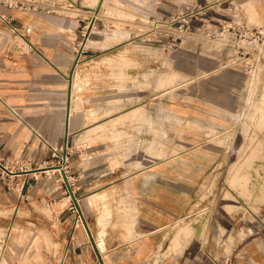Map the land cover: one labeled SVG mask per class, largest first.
Instances as JSON below:
<instances>
[{
	"label": "rangeland",
	"instance_id": "374dc122",
	"mask_svg": "<svg viewBox=\"0 0 264 264\" xmlns=\"http://www.w3.org/2000/svg\"><path fill=\"white\" fill-rule=\"evenodd\" d=\"M54 1L71 5L75 20L85 26L89 19L92 28L84 42L89 51L75 69H118L123 85L102 103L110 112L120 109V124L143 120L137 156L146 163L155 150L160 160L202 163L187 168L198 181L197 197L192 212L163 232L169 256L160 263L264 264V37L258 46L250 38L253 28L264 34V20L253 0L232 10L225 0ZM77 34L75 57L81 26ZM31 138L50 146L49 153L6 160L44 157L45 170L67 166L68 176L75 170V133L66 145L38 131ZM125 147L124 156L135 157ZM130 216L134 226L136 214Z\"/></svg>",
	"mask_w": 264,
	"mask_h": 264
},
{
	"label": "crops",
	"instance_id": "0c3cea01",
	"mask_svg": "<svg viewBox=\"0 0 264 264\" xmlns=\"http://www.w3.org/2000/svg\"><path fill=\"white\" fill-rule=\"evenodd\" d=\"M243 1L224 4L238 8ZM253 2L264 20V0ZM57 6L60 11L0 6L16 25L32 27L22 37L0 21V155L49 153L50 146L32 141L31 131L54 145H66L75 133L69 180L104 264H164L159 258L169 256L163 255L169 233L163 232L192 212L198 181L189 171L202 163L160 160L155 150L146 163L137 156L143 120L120 124V109L110 112L102 103L123 85L118 69H75L81 20L65 3ZM125 146L135 157L124 156ZM44 159L8 157L0 169V264H101L76 203L65 196L62 170H45ZM48 206H56L51 218Z\"/></svg>",
	"mask_w": 264,
	"mask_h": 264
},
{
	"label": "built area",
	"instance_id": "2783aa9c",
	"mask_svg": "<svg viewBox=\"0 0 264 264\" xmlns=\"http://www.w3.org/2000/svg\"><path fill=\"white\" fill-rule=\"evenodd\" d=\"M59 5V4H58ZM0 6H4L8 9H23V10H39L42 8L48 9L50 11H60V7L57 6V2H55L54 0H0ZM71 7V5H70ZM203 9L208 8V5H205L204 7H202ZM233 7H230L229 10H232ZM73 10V9H72ZM235 18H237L234 15ZM88 22L85 26L80 25L82 27V33H83V40L81 41V43L78 45L77 48V54L75 57V67H77L79 64L83 61L82 57H83V53L86 51H89V49L86 50V47L84 45L85 39H87V33L89 32V34L92 31V28L88 29V25H89V19H87ZM90 20H92L91 23H96V18L94 16H92L90 18ZM0 21L5 22L9 25L12 26L13 31L17 32L18 34H20L22 37L30 35V33L32 32V27L28 26V25H16L14 22L16 21L15 18L11 15H8L6 12H3L0 10ZM234 21L233 23L235 25H242L243 23L240 22L239 20L235 21L234 19L232 20ZM94 25L92 24V27ZM88 30V31H87ZM264 37V34L261 30L259 29H255L253 28L252 30H250V38H251V44L256 45V43H258L259 41H261V39ZM258 46V45H256ZM33 48V46L30 47V49ZM4 156L0 155V169H6V164L8 163L7 160ZM67 166H62L61 170L64 169L65 171L67 170ZM74 208H76L74 206Z\"/></svg>",
	"mask_w": 264,
	"mask_h": 264
},
{
	"label": "water",
	"instance_id": "95a60500",
	"mask_svg": "<svg viewBox=\"0 0 264 264\" xmlns=\"http://www.w3.org/2000/svg\"><path fill=\"white\" fill-rule=\"evenodd\" d=\"M62 173H63L64 179H65V182L67 183V186H68V188H69V191H70V193H71V196H72L74 202L76 203V205H77V207H78V210H79L80 213H81L80 215L82 216V219H83V221H84V223H85L87 229H88L89 232H90V235H91L92 241H93V243H94L96 253H97V255H98L99 259H100V262H101V264H104V261H103V257H102V255H101V252L99 251V249H98V247H97V245H96V242H95L94 237H93V235H92V233H91V231H90V229H89V227H88L87 221H86L85 216H84V214H83V212H82V209H81V207H80V204H79V202H78V199H77V197L75 196V192H74V190H73V188H72L71 182H70V180H69V176L67 175V172H66L64 169H62Z\"/></svg>",
	"mask_w": 264,
	"mask_h": 264
},
{
	"label": "bare ground",
	"instance_id": "6f19581e",
	"mask_svg": "<svg viewBox=\"0 0 264 264\" xmlns=\"http://www.w3.org/2000/svg\"><path fill=\"white\" fill-rule=\"evenodd\" d=\"M101 1V0H100ZM88 36V35H87ZM68 108H70V107H68ZM70 110V109H69ZM70 113V112H69ZM91 113H92V115L94 114V110H92L91 111ZM92 119V118H91ZM253 160V159H252ZM96 251V250H95ZM104 256V255H103ZM65 258V257H64ZM61 264H63V263H61Z\"/></svg>",
	"mask_w": 264,
	"mask_h": 264
}]
</instances>
